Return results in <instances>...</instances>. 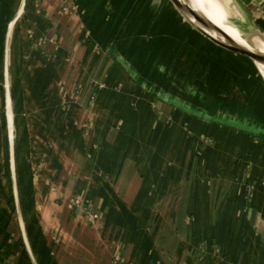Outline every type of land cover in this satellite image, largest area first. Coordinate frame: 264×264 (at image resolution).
Here are the masks:
<instances>
[{
  "label": "crops",
  "instance_id": "crops-1",
  "mask_svg": "<svg viewBox=\"0 0 264 264\" xmlns=\"http://www.w3.org/2000/svg\"><path fill=\"white\" fill-rule=\"evenodd\" d=\"M99 1L0 0L21 95L0 113V264H264V140L176 104L232 110L241 55L162 0ZM236 1L264 35V0Z\"/></svg>",
  "mask_w": 264,
  "mask_h": 264
},
{
  "label": "rangeland",
  "instance_id": "rangeland-1",
  "mask_svg": "<svg viewBox=\"0 0 264 264\" xmlns=\"http://www.w3.org/2000/svg\"><path fill=\"white\" fill-rule=\"evenodd\" d=\"M164 2L166 4L168 3L174 9H176V7L172 4V2L170 0H164V1L162 0L161 4L163 5ZM236 2H237V4L235 5L236 9H244L242 4L239 3V0ZM244 2L246 3L247 1H244ZM102 3H103V0H100L99 4L102 5ZM250 5H252V4H247L246 7H249ZM250 8H251V6H250ZM202 9L207 10L204 7H202ZM233 9H235V8H233ZM263 9H264V6H263ZM208 15L213 20H215V24H217L219 26V23L217 22V20L214 17H212V15L209 12H208ZM118 17H119V15H118ZM104 18H105L104 13H102V15L99 19L106 22L107 20H104ZM229 18H230V21L237 28H239L240 31L242 29L243 30L242 32H244V33H246V32L251 33L253 31H256L255 24H253V23L251 24L246 19L244 13L235 12V15L233 17H229ZM21 20H22V17H21V15H19L17 18V21H21ZM97 22H99V20H97ZM11 24H10V26H11ZM12 29L8 30L7 24L5 23V26L1 31V39H0V113H1V116H2V114H5V113L7 116V112L9 110V108H8L9 106H7V100H8V103H10L11 101H13L12 96L15 97L16 100H19V97L21 96V95H18V93H16V88H15L16 85L15 84H14V86L11 87L10 74L6 73V64H7L6 52H7L9 41L11 39ZM105 32L106 31L103 30L102 34H100L101 30L97 31L98 36H100L99 37L100 41H103V39L105 38V36H104ZM107 32H109V31H107ZM118 33H119V29L112 31V34H115L116 38L118 36ZM113 46H114V48L113 47H107L106 48L108 50V53L109 52L111 53L110 56L114 57V60L118 64H120L119 62H121V61L124 64L129 62L124 56H122L119 53L120 48H118L114 44H113ZM238 55H240V54H238ZM241 57L243 59L242 64H241L242 65L241 68L245 69V70H240L242 78L240 79V83L238 85L239 88L236 89L235 93L232 94V96H230L231 100L233 101V105L231 108L232 110H222L221 111V110H215V109H199V108L195 107V105H194V107H195L194 109H196L197 112L199 111L201 113H204L205 115L209 114V116H211V117H216V119H218V120L230 121V122L234 123L235 127L227 125L228 127H231V128H234L238 131L246 133V134L252 136L254 139L264 140V76L260 72L258 67L255 65V63L249 57H247L245 55H241ZM226 62L227 63H225V64L229 65L228 64L229 62L227 60H226ZM232 63H234V62L231 61L230 64H232ZM133 77H135V78H132V80L134 82H136L137 77H136L135 73L133 74ZM12 82L14 83V80ZM138 82L139 81H137V83ZM12 89L15 92L12 93L11 92ZM22 101H24V96L22 98ZM197 112H195V113H197ZM195 113H193V114L195 115ZM197 115L198 114H196V116ZM3 123H4V125H3ZM237 125L238 126L242 125V127H240V126L238 127ZM4 128H5V122H3V119H2L0 122V134L2 133ZM1 138H2V142H3L2 148L4 149L3 144H4V142H6V141H4V139H5L4 131H3V134L1 135ZM6 161H7V158H6V150H5L4 155L0 156V167H1V169H3L4 164H6ZM34 162H35V160H34ZM38 162L40 164V161H38ZM39 164L36 167H34L33 169H31V176L35 181L39 177V170H37V167H39ZM12 192L14 195L13 189H12ZM18 192H19L18 188H16L17 197L19 195ZM14 201H15V198H14ZM75 201L76 200H74V202ZM18 202H19V200H18ZM15 206H16V202H15ZM19 210H20V213H18L16 210L18 225H19L20 229L25 234V238L23 239V242H24L26 248L29 247V249H30V242H29V238L26 237V227L24 225V220H23V215L21 212V206L20 205H19Z\"/></svg>",
  "mask_w": 264,
  "mask_h": 264
},
{
  "label": "water",
  "instance_id": "water-1",
  "mask_svg": "<svg viewBox=\"0 0 264 264\" xmlns=\"http://www.w3.org/2000/svg\"><path fill=\"white\" fill-rule=\"evenodd\" d=\"M170 1L176 7V10L182 15L183 18L190 25H192V27H194V29H196L199 33H201L204 37L209 39L211 42L215 43L216 45H218V46H220V47H222V48H224L230 52H234V53H237L240 55H245V56L249 57L254 63H255V61L264 62V54L252 51V50L242 46L241 44L233 41V39L220 26L216 25L210 19H208V18L204 17L203 15H201L200 13H198L186 0H170ZM184 13L190 14L198 24H200L204 27H207V28H211V29L215 30L216 32H218L224 38L225 41H221V40L217 39L216 37H214L210 33H208L203 27H201L199 25H195V23L191 22L188 19V17H186L184 15ZM262 37L264 38L263 35H262ZM138 81L142 85H145V83H143L142 81H140V80H138ZM7 104H8V100H7ZM176 104H179L180 107H184L190 113L197 112V110L194 109L195 107L190 108L187 106L185 107L183 104H180V103H176ZM196 114H198L197 116L208 119L210 121H214V122H218V123L226 124L228 126L235 127L234 123H232L230 121H221V120L216 119V117H211V116H209V114L205 115L204 113H201L199 111L197 113H195V115ZM239 126L242 127V125H239Z\"/></svg>",
  "mask_w": 264,
  "mask_h": 264
},
{
  "label": "bare ground",
  "instance_id": "bare-ground-1",
  "mask_svg": "<svg viewBox=\"0 0 264 264\" xmlns=\"http://www.w3.org/2000/svg\"><path fill=\"white\" fill-rule=\"evenodd\" d=\"M202 7L207 9L206 13L203 14L204 17L210 19L215 23L208 15V10L212 11L214 16L217 18V22L219 26L233 39V41L241 44L242 46L255 51L261 54H264V38L261 34L254 32L252 34L244 33L242 30L240 31L230 20L229 13L227 11L228 5L224 0H196ZM217 25V24H216ZM199 26L203 27L208 33L212 36L216 37L221 41H225L224 38L215 30L211 28L204 27L199 24ZM255 65L258 67L260 72L264 76V62L255 61Z\"/></svg>",
  "mask_w": 264,
  "mask_h": 264
},
{
  "label": "built area",
  "instance_id": "built-area-1",
  "mask_svg": "<svg viewBox=\"0 0 264 264\" xmlns=\"http://www.w3.org/2000/svg\"><path fill=\"white\" fill-rule=\"evenodd\" d=\"M75 202L78 203V204H80V201L79 200H76Z\"/></svg>",
  "mask_w": 264,
  "mask_h": 264
}]
</instances>
